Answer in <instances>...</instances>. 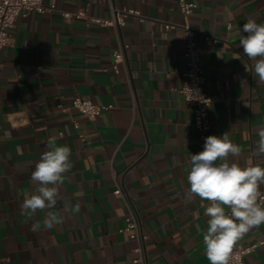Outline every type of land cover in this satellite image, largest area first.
<instances>
[{"label":"crops","instance_id":"obj_1","mask_svg":"<svg viewBox=\"0 0 264 264\" xmlns=\"http://www.w3.org/2000/svg\"><path fill=\"white\" fill-rule=\"evenodd\" d=\"M143 17L101 26L59 11L18 15L11 43L0 49V264H134L135 241L121 228L128 208L114 193L118 181L147 234L152 264H209L202 234L208 202L190 198L188 161L199 153L193 107L175 89L186 68V41L179 26V0H112ZM189 22L199 29L205 88L212 98L210 135L229 132L243 148L230 158L241 166L264 165L256 154L264 124V84L239 46L248 19L264 23V0H191ZM49 5L109 17L104 0H44ZM206 34L219 37L207 40ZM128 45L119 70L113 51ZM76 95L112 105L90 120L69 105ZM78 122V127L75 125ZM52 137L72 151L54 211L80 204L62 225L33 232L22 211L23 194L35 185L31 173ZM264 189V187H262ZM264 239V225L237 244ZM264 264V243L245 256Z\"/></svg>","mask_w":264,"mask_h":264},{"label":"clouds","instance_id":"obj_2","mask_svg":"<svg viewBox=\"0 0 264 264\" xmlns=\"http://www.w3.org/2000/svg\"><path fill=\"white\" fill-rule=\"evenodd\" d=\"M239 36L243 54L252 61L251 72L258 82L264 84V23L248 19ZM259 139L256 154L264 155V124L256 131ZM243 148L233 142L229 132L221 136L205 138L203 150L191 154L188 161V190L190 198L208 202L204 215L207 217L206 231L202 234L205 256L209 264H229L233 247L247 233L264 225V165L241 166L234 159ZM72 151L66 145H57L52 137L49 147L35 164L31 173L34 190L23 194L22 211L32 219L38 212L44 213L43 222L34 220L33 232L52 229L62 225L66 213L80 212V204L65 205L62 211L56 209L60 188L66 174L73 168Z\"/></svg>","mask_w":264,"mask_h":264},{"label":"built area","instance_id":"obj_3","mask_svg":"<svg viewBox=\"0 0 264 264\" xmlns=\"http://www.w3.org/2000/svg\"><path fill=\"white\" fill-rule=\"evenodd\" d=\"M104 1H107L111 8V15L109 17L90 15L87 10L83 8L76 11L61 9L57 7L56 3H51L49 5L45 4L44 0H0V49L11 43L13 39L12 29L15 27L18 15H28L33 11L41 13L59 11L63 18L68 21L84 18L87 23L97 22L101 26H114L116 28L125 24L126 18L129 15L143 17L141 12L137 9L130 7L117 8L112 0ZM179 5L184 21L181 23H166L167 28L176 26L181 27L186 41V49L184 52L186 68L180 70V68L176 66L173 69L183 74L182 83L176 86L175 89L181 92L186 101L193 107L194 125L197 128L199 138V150L202 151L205 138L210 135L211 130L210 108L212 105V98L205 88V74L202 65L201 50L197 41L199 29L189 22V16L198 6V3L191 0H179ZM205 38L213 42H218L220 40L219 37L210 34H206ZM127 47V44L120 41L118 47L113 51L114 61L112 67L117 71L119 70L120 63L125 61V51ZM111 106L110 104L95 103L92 99L81 95H76L69 105L63 102L57 104L58 109L62 111H69L71 108H75L85 114L90 120L97 119L99 114L108 110ZM75 125L78 127V122H75ZM262 191H264V189H262ZM114 193L125 200L128 208L125 216V225L121 230L126 231L129 237L136 243L134 247L136 253L133 258L134 264H152L148 259L146 249L147 234L144 233L141 221L118 181H116ZM261 203L264 204V201H261ZM263 243L264 239L257 243L249 245L239 244L233 247L229 264H249L245 256Z\"/></svg>","mask_w":264,"mask_h":264}]
</instances>
